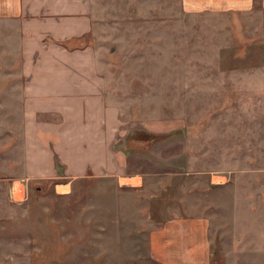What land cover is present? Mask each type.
<instances>
[{
  "label": "rangeland",
  "instance_id": "374dc122",
  "mask_svg": "<svg viewBox=\"0 0 264 264\" xmlns=\"http://www.w3.org/2000/svg\"><path fill=\"white\" fill-rule=\"evenodd\" d=\"M92 1L90 38L108 95L132 126L154 131L155 139L136 142L130 168L187 172L172 174L171 186L193 199L166 212L160 180L146 196L130 195L156 215L203 216L208 264H264V10L190 14L178 0ZM3 64L0 58V264H115V251L101 250L114 198L90 193V184L64 197L53 181L22 179L13 124L19 91ZM126 264L158 263L142 253Z\"/></svg>",
  "mask_w": 264,
  "mask_h": 264
},
{
  "label": "crops",
  "instance_id": "0c3cea01",
  "mask_svg": "<svg viewBox=\"0 0 264 264\" xmlns=\"http://www.w3.org/2000/svg\"><path fill=\"white\" fill-rule=\"evenodd\" d=\"M178 2L190 14L250 12L257 6L264 10V0ZM93 11L92 0H0V58L7 66L5 78L19 91L14 100L19 120L13 124L22 141V179L54 181V189L64 197L76 186L90 184V193L99 189L109 201L114 198L118 208L101 250L115 251V264H126L142 253L158 264H208L210 247L203 216L189 218L176 211L171 216L162 209L156 215L147 212V201L130 195L146 196L160 180L165 187L159 186L158 197L166 196V212L172 203L193 199L183 195L182 185L171 186L172 174L177 179L176 174L187 172L169 170L167 175H157L153 170L130 168L132 149L140 140L131 134L142 129L124 119L120 106L108 95L100 53L90 38ZM59 186L66 189L60 192ZM108 214L102 217L110 219ZM87 233L84 229L82 236ZM66 242L65 247H71L70 239Z\"/></svg>",
  "mask_w": 264,
  "mask_h": 264
},
{
  "label": "trees",
  "instance_id": "16d2710c",
  "mask_svg": "<svg viewBox=\"0 0 264 264\" xmlns=\"http://www.w3.org/2000/svg\"><path fill=\"white\" fill-rule=\"evenodd\" d=\"M131 136L132 137H136V136H138L136 139H140L141 137L142 138H144V139H146L147 138V136L148 137H150V138H153V139H155L154 138V135L153 134H150L149 132H144V131H140V132H133L132 134H131ZM54 182V181H53Z\"/></svg>",
  "mask_w": 264,
  "mask_h": 264
},
{
  "label": "built area",
  "instance_id": "2783aa9c",
  "mask_svg": "<svg viewBox=\"0 0 264 264\" xmlns=\"http://www.w3.org/2000/svg\"><path fill=\"white\" fill-rule=\"evenodd\" d=\"M13 195H14V193H13Z\"/></svg>",
  "mask_w": 264,
  "mask_h": 264
}]
</instances>
